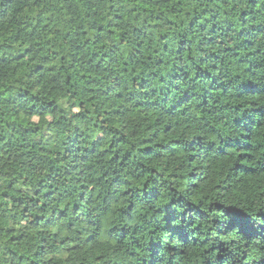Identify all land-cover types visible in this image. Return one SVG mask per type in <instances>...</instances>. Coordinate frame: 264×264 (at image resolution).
<instances>
[{
  "label": "clouds",
  "instance_id": "9594fccd",
  "mask_svg": "<svg viewBox=\"0 0 264 264\" xmlns=\"http://www.w3.org/2000/svg\"><path fill=\"white\" fill-rule=\"evenodd\" d=\"M0 264H264V0H0Z\"/></svg>",
  "mask_w": 264,
  "mask_h": 264
},
{
  "label": "trees",
  "instance_id": "16d2710c",
  "mask_svg": "<svg viewBox=\"0 0 264 264\" xmlns=\"http://www.w3.org/2000/svg\"><path fill=\"white\" fill-rule=\"evenodd\" d=\"M241 166L242 167H247L249 166L248 163L246 161H241Z\"/></svg>",
  "mask_w": 264,
  "mask_h": 264
}]
</instances>
